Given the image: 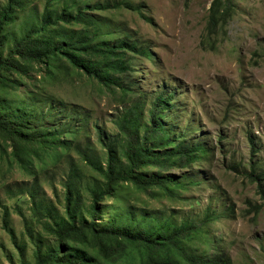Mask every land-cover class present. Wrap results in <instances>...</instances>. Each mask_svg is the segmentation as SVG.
<instances>
[{
    "label": "rangeland",
    "instance_id": "1",
    "mask_svg": "<svg viewBox=\"0 0 264 264\" xmlns=\"http://www.w3.org/2000/svg\"><path fill=\"white\" fill-rule=\"evenodd\" d=\"M48 1L55 2L50 9L55 17L64 0H34L25 12L13 16L6 31L19 34L24 18L40 17ZM82 1L108 7L97 16L105 26L114 27L112 42L113 38L129 37L138 49L150 47L154 54L153 59L138 52L128 54L131 77L142 82L136 94L147 101L140 132L149 125L155 95L165 90L175 93V106L162 119L168 140L174 141L167 151L181 141L183 145L189 142L214 148L211 163L203 155L202 162L185 168L173 164L163 171L153 167L144 171L146 177L202 181L181 191L185 199H153L128 183L122 184L112 193L113 198L103 203L106 216L98 222H106L111 212L140 220L151 219L163 209L173 210L181 219H204L206 236L211 237L209 254L216 247L233 264H264V200L258 192L264 183L256 180L257 174L264 177V0H233L226 34L212 35L213 39L216 36L212 49L206 24L213 0ZM4 2L0 0V7ZM33 92L37 95L34 108L30 102L10 96L8 111L19 106L32 111L34 122L55 124L69 147H59L56 157L34 161L30 171L14 161L10 148L7 154H0V264H35L37 244L51 243L34 209L41 202L64 214L65 183L73 167L80 172L82 210H86L88 187L101 183L102 178L83 156L105 165L107 156L98 130L108 137L114 135L111 122L121 109L114 96L77 76L48 83L40 95L38 90ZM23 217L33 227V240L26 233ZM5 220L14 240L4 229Z\"/></svg>",
    "mask_w": 264,
    "mask_h": 264
},
{
    "label": "trees",
    "instance_id": "2",
    "mask_svg": "<svg viewBox=\"0 0 264 264\" xmlns=\"http://www.w3.org/2000/svg\"><path fill=\"white\" fill-rule=\"evenodd\" d=\"M33 1L5 0L0 7V154H7L10 148L14 161L23 170L30 171L34 161L56 157L59 147H69L55 124L34 122L32 111L19 106L8 111L10 96L13 100L30 102L34 108L37 95L33 90H38L40 95L48 83L77 76L86 83L93 82L100 92L114 96L121 107L111 122L116 133L108 137L98 130L107 156L105 165L83 156L102 178L101 183L88 187L90 204L86 210H82L85 206L82 182L75 167L65 183L63 215L54 206L41 202L36 206L34 198L35 217L51 240L49 244H37L35 264H233L216 247L208 253L211 237L206 236L203 218L181 219L177 212L163 209L151 219L136 220L111 212L106 222H98L106 216L103 203L113 198L112 193L122 184L128 183L153 199L169 202L185 199L180 193L202 181L146 177L144 171L149 167L163 171L173 164L185 168L195 161L202 162L203 155L211 163L214 148L189 142L183 145L181 141L174 150L167 151V145L174 141L168 140V129L162 119L175 106L172 103L175 93L165 90L155 95L149 109V125L140 132L141 114L147 101L136 94L142 89V82L132 79V60L128 54L138 52L148 59H153L154 54L150 47L138 49L129 37L113 38L112 42L114 27L105 26L102 17L97 16L107 6L64 0L60 12L53 17L50 9L55 2L48 1L40 17L24 18L19 34L6 31L13 16L25 12ZM233 9V0H213L206 24L208 38L213 40L209 48L215 47L217 35L226 34ZM71 27L78 28L71 30ZM69 133L75 135V132ZM158 141H164L163 145H153ZM256 177L258 183H264V177L260 174ZM258 192L264 200V188L258 186ZM23 219L26 233L33 240V227ZM4 229L14 240V232L6 220Z\"/></svg>",
    "mask_w": 264,
    "mask_h": 264
}]
</instances>
